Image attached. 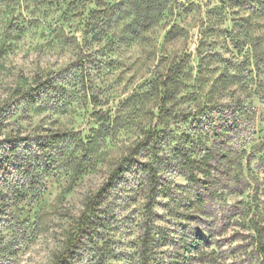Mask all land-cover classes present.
I'll list each match as a JSON object with an SVG mask.
<instances>
[{
    "label": "rangeland",
    "instance_id": "rangeland-1",
    "mask_svg": "<svg viewBox=\"0 0 264 264\" xmlns=\"http://www.w3.org/2000/svg\"><path fill=\"white\" fill-rule=\"evenodd\" d=\"M85 219L67 264H264V0H0V264Z\"/></svg>",
    "mask_w": 264,
    "mask_h": 264
},
{
    "label": "trees",
    "instance_id": "trees-1",
    "mask_svg": "<svg viewBox=\"0 0 264 264\" xmlns=\"http://www.w3.org/2000/svg\"><path fill=\"white\" fill-rule=\"evenodd\" d=\"M63 134H56L54 135L55 137L59 138L62 137ZM66 135V134H65ZM64 135V136H65ZM180 154L182 155L183 158V162L187 168V175L189 177V179L192 182L195 183H205L209 184V182H211V176H212V172H213V161L215 160V152L213 151H207V153H205L204 155H202L201 157H192L189 153H187L186 151H180ZM148 171L150 174V186L148 187V193H149V201L147 202V208L151 209V206L154 202V200L157 198L158 195V187H157V182H158V173H157V169L153 164H149L148 165ZM122 175L123 174V167L122 165H120L119 167H117L110 180H114L116 175ZM198 203L200 205L203 204L204 202V197L202 195L198 196L197 199ZM87 214H85V218L87 217ZM88 219L84 221L83 223V228L81 229V232L79 234L78 237L72 239L71 243L69 244L68 248L66 249V251L64 252V254L62 255L61 259L57 262V264H67V262H69L72 258V256L74 255V253L76 252L77 249L81 248V244H82V236H84L85 233H87L89 227H88ZM256 231H257V246L259 251L264 254V225L260 224V223H256ZM198 252L199 254H205L203 253V250L200 249L201 246V241H198ZM195 245V243H194ZM193 247V244L190 245V247H187V250H190ZM207 254V253H206ZM211 263V260L207 261V264Z\"/></svg>",
    "mask_w": 264,
    "mask_h": 264
},
{
    "label": "clouds",
    "instance_id": "clouds-1",
    "mask_svg": "<svg viewBox=\"0 0 264 264\" xmlns=\"http://www.w3.org/2000/svg\"><path fill=\"white\" fill-rule=\"evenodd\" d=\"M136 261L137 262L140 261V257L139 256L136 257Z\"/></svg>",
    "mask_w": 264,
    "mask_h": 264
}]
</instances>
